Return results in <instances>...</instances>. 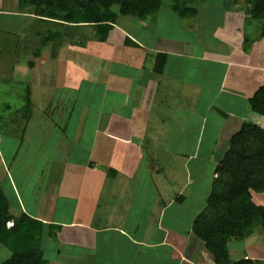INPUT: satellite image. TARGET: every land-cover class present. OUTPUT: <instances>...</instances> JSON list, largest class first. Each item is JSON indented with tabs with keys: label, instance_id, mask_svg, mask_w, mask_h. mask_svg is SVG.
Segmentation results:
<instances>
[{
	"label": "crops",
	"instance_id": "0c3cea01",
	"mask_svg": "<svg viewBox=\"0 0 264 264\" xmlns=\"http://www.w3.org/2000/svg\"><path fill=\"white\" fill-rule=\"evenodd\" d=\"M9 1L17 9V0L0 3ZM170 3L143 18L119 14L104 41L90 26H52L62 40L54 58L46 46L32 68L31 61L20 68L36 76L34 89L26 84L22 93L34 98L41 119L35 128L51 135L40 137L38 149L26 133L34 114L8 119L14 91H0L1 190L13 217L41 224L45 264H214L192 223L206 207L232 135L246 122L264 128L248 105L264 85V39L252 6L241 0L223 2L219 11L205 0L187 18ZM0 18L35 23L18 9L0 11ZM198 30L214 44L200 48ZM29 31L25 37L38 42L37 31L44 32ZM45 87L53 88L49 96L38 93ZM189 96L207 100L184 110ZM169 99L176 101L172 109ZM255 235L264 238V230L228 242L229 260L264 264L259 247L246 245ZM7 250L0 249L3 259Z\"/></svg>",
	"mask_w": 264,
	"mask_h": 264
},
{
	"label": "trees",
	"instance_id": "16d2710c",
	"mask_svg": "<svg viewBox=\"0 0 264 264\" xmlns=\"http://www.w3.org/2000/svg\"><path fill=\"white\" fill-rule=\"evenodd\" d=\"M205 0H171L169 8L187 18L194 6ZM250 9V18L260 25L259 36L264 39V0H241ZM165 7L163 0H17L18 13L31 14L35 22L50 24L39 32L42 47H51L54 58L61 33L53 27L90 26L99 29L95 36L104 41L120 15L147 17ZM34 58L40 51L33 52ZM34 66L29 62V67ZM30 94H25L24 115L30 110ZM251 112L264 118V85L248 99ZM32 106V105H31ZM217 178L207 197L206 208L192 223L193 234L213 256L214 264H256L251 259L230 261L227 243L242 241L257 227L264 230V206L257 205L252 195L264 192V128L251 122L243 123L229 140L227 151L217 167ZM7 222L12 226L7 227ZM30 218L13 217L0 186V244L11 256L1 264H45L40 248L39 227ZM36 223V222H34ZM35 226V227H34ZM260 264V262H259Z\"/></svg>",
	"mask_w": 264,
	"mask_h": 264
},
{
	"label": "rangeland",
	"instance_id": "374dc122",
	"mask_svg": "<svg viewBox=\"0 0 264 264\" xmlns=\"http://www.w3.org/2000/svg\"><path fill=\"white\" fill-rule=\"evenodd\" d=\"M164 1H168L171 2V0H164ZM229 1L226 0H209V10H215L218 9V11L220 10L219 7H221V4L224 2V4H229ZM13 3V2H12ZM1 12H16L17 9L16 7H10V1L8 3L6 2H1ZM228 6V5H226ZM213 7V8H212ZM222 8V7H221ZM32 19V18H30ZM207 21V19H205V22ZM50 24H46V25H41L38 24L37 22H33L31 21L29 24V21L25 20V19H21V18H17V19H12V18H0V70L1 72L5 73L2 76H0V91L8 90L11 94V92L14 91L13 96H10V103L12 105V109L8 108V110L10 111L8 113V119L10 120H14V121H26L28 119L29 116H31L32 114L35 113V101L33 97H30V110L28 112V117L26 115H24L25 111L23 108L22 112H19V110H21V108L25 105V96H22V93H24L23 90H25L26 84H30L33 85V89L36 85V83L34 82L36 80V76L34 75L33 71H30V75L27 76L25 73L22 75V73L20 72V68L21 66H25V68H27L26 64L28 61H36L37 59L34 58L33 56V52L35 50H39L40 54L42 52V50L45 49V47H42L40 40L38 42V39L36 37H28V38H33L32 40H30L29 42H27L26 39H28L27 37H25V33L26 31L30 29L29 32L33 31L34 29L40 30V31H45ZM27 27V30H23L20 33H16L18 32V30L22 27ZM6 27L9 30H11L13 32V34H5L2 31V28ZM23 32V33H22ZM22 34V35H21ZM207 33L202 30H198L197 35L195 36L196 39V43L199 45L200 48L204 47L206 44V46L213 45L214 43L212 42L211 39V35L210 37H207ZM252 35L254 36V33H252ZM48 48V47H47ZM210 48V47H209ZM51 48L49 47L48 50H50ZM212 52V51H211ZM239 53V52H238ZM40 57V56H39ZM38 57V58H39ZM27 70V69H25ZM0 72V75H1ZM13 75V77H12ZM11 78H13L14 81L11 80ZM53 90V88L51 87H45L44 90H38L39 94H44L45 96H49V94H51V91ZM3 94L1 95H5V92H2ZM18 93V94H17ZM33 93H36L33 91ZM193 93V90H190V95ZM12 97V99H11ZM40 98L43 99L42 95H40L39 99L37 97V102L40 103ZM206 97H201L200 99L196 98V97H192L189 96L188 97V102L189 104L186 106H184V110L186 108L189 109V111L192 110H196L201 106L202 102H206ZM3 101V99L1 98V102ZM32 101L34 102V107L32 104ZM51 102V101H50ZM187 102V99H185L184 103ZM20 103V104H19ZM22 103V104H21ZM43 103L45 104V101H43ZM174 103L176 104L175 100L169 99V107L172 109V105H174ZM21 106V108L16 109V106L19 107V105ZM32 105V106H31ZM176 107V105L174 106V108ZM67 108V107H66ZM0 109H4V107H0ZM171 109H169V113H171ZM187 110V109H186ZM65 110H63L62 112H64ZM217 111V109H214L213 112ZM7 113H5L6 115ZM58 116H60V113L58 114ZM31 122L29 124V129H26V133L27 136H30L28 133H31L34 138H32V141L28 144H31L30 147L31 148H35L38 149L39 146L38 145V141H40V137L43 136L46 139H50L51 135L50 132H46L44 135V132L41 130H37L36 124H39L41 119L39 116H37L36 114L31 116ZM170 125V122H169ZM31 126V127H30ZM39 126V125H38ZM37 126V127H38ZM48 127V126H47ZM55 132V131H54ZM55 136V135H54ZM53 136V137H54ZM16 140V138L14 139V141ZM54 141V140H53ZM40 157L34 153L33 159L35 161L38 162V159ZM17 178H21L20 176L17 175ZM23 180V179H21ZM254 198L256 200V202H258L259 204L264 206V192L263 193H255ZM206 208V207H205ZM175 211V210H174ZM180 229V228H178ZM255 236H251V238H254ZM247 242V246H251V248H254L256 250V248L259 247V249H257V253L259 254H264V238L261 237L260 239L258 238H254L251 239ZM0 249H3L4 251L7 250L3 245L0 244ZM9 252V250H7ZM3 260V255L0 254V264ZM135 264H143V261H135ZM99 264H101V262L99 261ZM103 264H106V260L103 261Z\"/></svg>",
	"mask_w": 264,
	"mask_h": 264
}]
</instances>
